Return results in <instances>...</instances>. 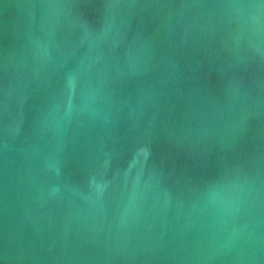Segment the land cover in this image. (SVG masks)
Listing matches in <instances>:
<instances>
[{"label": "water", "instance_id": "water-1", "mask_svg": "<svg viewBox=\"0 0 264 264\" xmlns=\"http://www.w3.org/2000/svg\"><path fill=\"white\" fill-rule=\"evenodd\" d=\"M0 264H264V0H0Z\"/></svg>", "mask_w": 264, "mask_h": 264}]
</instances>
